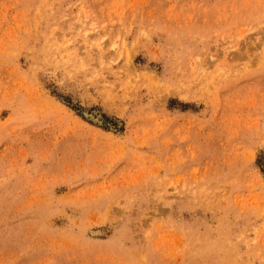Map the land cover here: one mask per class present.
Masks as SVG:
<instances>
[{
	"label": "rangeland",
	"instance_id": "374dc122",
	"mask_svg": "<svg viewBox=\"0 0 264 264\" xmlns=\"http://www.w3.org/2000/svg\"><path fill=\"white\" fill-rule=\"evenodd\" d=\"M0 264H264V0H0Z\"/></svg>",
	"mask_w": 264,
	"mask_h": 264
}]
</instances>
